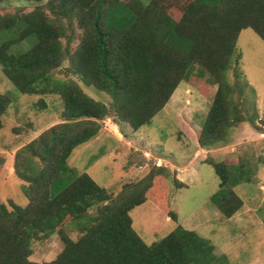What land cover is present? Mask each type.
<instances>
[{"label": "trees", "instance_id": "trees-1", "mask_svg": "<svg viewBox=\"0 0 264 264\" xmlns=\"http://www.w3.org/2000/svg\"><path fill=\"white\" fill-rule=\"evenodd\" d=\"M49 5L54 20L38 8L0 16L4 76L22 95L55 94L63 103L62 122L15 155L14 174L23 181L28 203L24 208L10 201L0 204V264H39L29 260L32 241L56 232L63 248L54 260L42 264L220 261L207 239L180 225L150 245L133 230L132 209L156 194L163 201L158 185H152L155 175L125 185L114 197L86 173L70 168L67 160L75 148L97 136L99 122L107 117L133 131L148 124L179 83L191 76L217 86L199 144L228 143V131L242 117L230 98L227 72L241 31L250 29L264 42V0H50ZM172 8L180 10L179 19L170 15ZM59 17L74 20L81 32L73 53L68 51L69 38L62 47L65 30ZM21 42L27 49L13 52ZM67 59L80 81L109 96L111 107L89 98L74 82L52 79L51 72ZM9 104L10 99L0 94V117ZM212 167L220 181L212 200L230 218L242 207L233 188L250 178L241 173L240 163ZM159 206L176 222L165 203ZM68 226L77 231V239L67 234Z\"/></svg>", "mask_w": 264, "mask_h": 264}, {"label": "rangeland", "instance_id": "rangeland-1", "mask_svg": "<svg viewBox=\"0 0 264 264\" xmlns=\"http://www.w3.org/2000/svg\"><path fill=\"white\" fill-rule=\"evenodd\" d=\"M49 1L7 0L0 4V16L22 15L38 8L54 20ZM170 15L179 19L181 12L172 8ZM68 21L58 19L65 30L60 41L64 48L69 38L68 51L73 53L81 32L74 20ZM27 47L26 42H21L12 51L22 52ZM70 67L69 59L65 60L51 72L52 79L74 82L89 98L111 107L108 95L86 86ZM206 79L200 81L191 76L181 81L164 108L136 131L128 124L116 123L112 117L100 121L97 136L75 148L67 164L78 174L89 175L114 197L125 185L155 175L152 185H158L163 201L155 192L156 196L129 213L133 230L147 245L180 225L211 243L214 257L222 258L213 264H264V42L250 29L241 31L237 38L227 80L232 88L230 98L242 121L228 131V143L212 147L199 144L201 127L217 90ZM0 94L10 99L0 117V204L10 201L24 208L28 199L22 193L23 181L14 174L15 155L37 135L62 122L63 103L55 94L18 93L1 68ZM238 163L242 164L241 173L250 180L243 178L234 186L242 207L226 218L212 200L220 183L212 166ZM157 200L158 204L154 202ZM164 203L176 216V222L159 206ZM66 232L73 240L79 236L69 226ZM62 248L56 232L46 239L32 241L29 260L39 264L51 262Z\"/></svg>", "mask_w": 264, "mask_h": 264}, {"label": "crops", "instance_id": "crops-1", "mask_svg": "<svg viewBox=\"0 0 264 264\" xmlns=\"http://www.w3.org/2000/svg\"><path fill=\"white\" fill-rule=\"evenodd\" d=\"M115 126V125H114ZM117 128H118V126H117Z\"/></svg>", "mask_w": 264, "mask_h": 264}]
</instances>
